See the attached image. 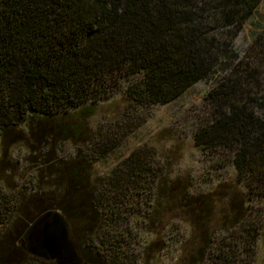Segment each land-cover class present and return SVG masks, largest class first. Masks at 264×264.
<instances>
[{"label":"trees","instance_id":"16d2710c","mask_svg":"<svg viewBox=\"0 0 264 264\" xmlns=\"http://www.w3.org/2000/svg\"><path fill=\"white\" fill-rule=\"evenodd\" d=\"M260 1L0 0V152L7 151L6 142L30 139L46 146L85 137L95 102L116 75L125 78L126 98L152 105L219 73L206 97L212 117L194 139L202 147L232 151L239 176L264 180V93H258L264 28L250 46L253 66L233 44ZM51 167L64 191L49 204L23 196L20 211L28 213L36 203L31 225L58 209L66 220L97 226L90 164L77 157ZM248 233L254 239L259 230L251 226ZM116 245L109 239V249ZM24 246L23 240L17 245ZM14 247L13 241L0 243V264H12ZM22 253L25 264L43 259Z\"/></svg>","mask_w":264,"mask_h":264},{"label":"rangeland","instance_id":"374dc122","mask_svg":"<svg viewBox=\"0 0 264 264\" xmlns=\"http://www.w3.org/2000/svg\"><path fill=\"white\" fill-rule=\"evenodd\" d=\"M263 28L261 0L233 42L252 66L250 46ZM219 77L194 83L168 103L137 105L123 93L125 78L116 75L95 102L85 137L46 146L30 139L6 142L7 151L0 152V243H15L12 264L27 261L28 219L37 212L32 202L23 214L19 199L42 197L49 204L64 191L51 166L77 157L90 164L100 214L97 226L65 219L79 264H264V180L239 176L232 151L194 139L210 122L206 97ZM258 93H264L263 80ZM251 226L259 230L254 239ZM109 239L117 242L114 249ZM41 258L36 264H67Z\"/></svg>","mask_w":264,"mask_h":264},{"label":"water","instance_id":"95a60500","mask_svg":"<svg viewBox=\"0 0 264 264\" xmlns=\"http://www.w3.org/2000/svg\"><path fill=\"white\" fill-rule=\"evenodd\" d=\"M25 238L27 250L32 254L61 263H80L65 218L59 211L52 210L42 214L28 229ZM31 242H35V246L31 247Z\"/></svg>","mask_w":264,"mask_h":264},{"label":"flooded vegetation","instance_id":"af4514ba","mask_svg":"<svg viewBox=\"0 0 264 264\" xmlns=\"http://www.w3.org/2000/svg\"><path fill=\"white\" fill-rule=\"evenodd\" d=\"M26 241V240H25ZM26 245H27V242H26ZM69 264H71V263H69Z\"/></svg>","mask_w":264,"mask_h":264}]
</instances>
